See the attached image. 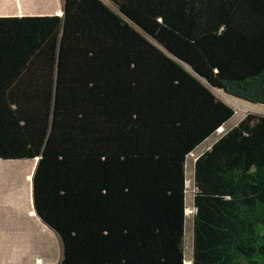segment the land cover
I'll use <instances>...</instances> for the list:
<instances>
[{"label":"trees","instance_id":"trees-1","mask_svg":"<svg viewBox=\"0 0 264 264\" xmlns=\"http://www.w3.org/2000/svg\"><path fill=\"white\" fill-rule=\"evenodd\" d=\"M213 90L264 105V0L0 17V161L37 160L58 264H184L186 159L234 115ZM192 182L191 264H264V115L199 154Z\"/></svg>","mask_w":264,"mask_h":264},{"label":"rangeland","instance_id":"rangeland-1","mask_svg":"<svg viewBox=\"0 0 264 264\" xmlns=\"http://www.w3.org/2000/svg\"><path fill=\"white\" fill-rule=\"evenodd\" d=\"M14 7L15 11H21L23 15L13 16H51L55 13L61 12L62 0H26L23 3ZM115 12L116 8L110 6ZM213 93L221 99L225 104L232 108L234 115L224 125L221 132H216L203 144H201L193 153L188 155L185 164L186 173V218L184 223V264H191V242H192V194H193V182H192V167L196 157L201 154L209 145L214 142L225 131L229 130L236 123L239 122L247 113H254L258 115H264V105L250 104L241 100H234L232 97H225L217 90H213ZM218 131V130H217ZM36 160L32 161H0V191H12L14 194H23L25 198L30 196V208L33 209L32 198V176ZM25 207H26V203ZM1 214V213H0ZM13 226L9 230L10 234L20 235L18 228L23 227L25 231L31 233V245L25 250L26 254L29 251L30 256L37 258H46L48 264H58L61 259L62 246L58 236L51 230L47 229L50 235H46L41 232L39 224L35 223L32 219H23L18 221V217L15 216L14 221L9 223ZM38 234L40 236L38 237ZM52 235V236H51Z\"/></svg>","mask_w":264,"mask_h":264},{"label":"crops","instance_id":"crops-1","mask_svg":"<svg viewBox=\"0 0 264 264\" xmlns=\"http://www.w3.org/2000/svg\"><path fill=\"white\" fill-rule=\"evenodd\" d=\"M24 1L26 0H0V17L23 15L21 11H15L16 9H12L14 7L11 6H17ZM61 14L62 8L61 12L55 13L58 16H61ZM234 100L237 99L234 98ZM30 202V196L25 198L21 193L14 194L12 191H0V264H48L46 258H34L30 256L29 251L23 254L28 249V246L31 245L30 231H25L23 227H19L18 230L21 234L16 237L9 232L13 228L9 223H12L15 216H17L19 222L24 218L32 219L39 224L41 232L43 231L44 234L50 235L47 230L48 227L35 214L34 207L31 210ZM24 203H26V207ZM39 236L40 234H38Z\"/></svg>","mask_w":264,"mask_h":264},{"label":"water","instance_id":"water-1","mask_svg":"<svg viewBox=\"0 0 264 264\" xmlns=\"http://www.w3.org/2000/svg\"><path fill=\"white\" fill-rule=\"evenodd\" d=\"M62 15V14H61ZM217 91H219V90H217ZM221 94H223V96H225V97H228L223 91H219Z\"/></svg>","mask_w":264,"mask_h":264},{"label":"bare ground","instance_id":"bare-ground-1","mask_svg":"<svg viewBox=\"0 0 264 264\" xmlns=\"http://www.w3.org/2000/svg\"><path fill=\"white\" fill-rule=\"evenodd\" d=\"M222 129H223V128H220V129H218V131H217V132H218V133H219V132H221V131H222Z\"/></svg>","mask_w":264,"mask_h":264}]
</instances>
